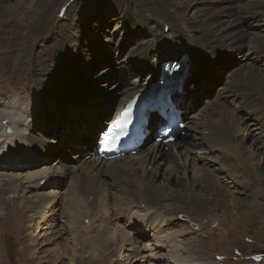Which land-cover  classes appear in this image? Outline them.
Masks as SVG:
<instances>
[{
    "label": "bare ground",
    "instance_id": "6f19581e",
    "mask_svg": "<svg viewBox=\"0 0 264 264\" xmlns=\"http://www.w3.org/2000/svg\"><path fill=\"white\" fill-rule=\"evenodd\" d=\"M48 1L38 0L40 7L45 6ZM172 1L149 0L147 8L137 7L135 14L127 6L121 9V18L128 24V31L141 29L149 38L145 44L137 43L132 50L133 64L122 68L124 76L127 74L129 77V83L118 92L114 100L100 99V102L88 104V109H71L83 100L86 87L80 79L76 80L77 72L70 65V61L74 60L70 54L71 49L65 50L63 42H58L55 57L57 63L60 56L62 59L65 57V62L61 60L62 67L57 70L56 76L54 73L46 74L51 73L52 65L44 64L45 61L42 63L39 57L33 55L30 66L36 63L40 76L39 80L35 78L36 68L33 67L28 78L37 84V90L43 86L45 79L51 81L52 88L48 83L45 94L41 92V96H37L36 91L35 97L28 103L19 100L17 96H8L6 99V90L0 88V154L8 149L2 160L6 161L8 156L14 158L12 162L0 159V171L4 173L14 167L22 169L17 170L21 174L19 176L0 173L1 184L8 185L7 189L0 190V205L6 200L3 199V194L7 191L25 195L26 203L31 199L37 204L33 215L36 226H40L36 223L38 219L47 220L49 217L54 222V228L50 230V235L54 238L51 237L48 241L59 242L68 236L72 241L73 254L79 250V246H82V252L91 251L92 245L102 251L98 259L91 255L88 264H109L108 253L105 251L108 248L112 253L111 244L116 245L115 248L122 245L121 249L133 253L134 263L139 262L138 264H143L144 259L149 264H162V261L164 264H208L198 263L186 248L180 247L183 240H188L186 238L190 232L186 228L177 231L178 217H203L202 219L207 220L204 223L207 227L212 225L208 232L223 233V227L228 225V235L235 216L245 213L247 206L263 197V182L256 179L263 175L260 165L264 161L256 162L251 151H255L254 155L256 151L263 153L264 145H257V142L249 145L250 139L240 137L239 133L246 129L252 135L253 129L248 128L243 117H238L236 113L239 108L248 109L253 115L258 114L260 123L264 121V71L250 65L229 73L212 101L203 100L200 90L189 88L193 76L197 77V71L201 74L200 81H205L207 69L218 72V63L212 60H219L223 50L228 53L239 52L246 60L257 58L264 62V35L256 32L258 26L264 23V0ZM6 5V0H0V27L2 23L9 21L5 17L9 15ZM189 5L196 6L198 11L202 10V22H192L197 12L193 11L191 15ZM14 11L16 17H12L20 18L22 13H19L18 8ZM35 15L39 18L42 13ZM42 19L43 17L39 18L40 25L36 27V34L42 35L44 31ZM50 21L52 22V17ZM166 27L168 31H165ZM52 28L50 33H45L39 39L50 37ZM25 34L23 32L24 36ZM69 37L72 38V35ZM35 40L36 37L32 39L33 42ZM66 43L69 41L66 40ZM34 45L35 42L28 43V47ZM27 50L20 47L11 31L0 30V78L11 76L10 80L15 79V60H28V54L21 55ZM47 56V60L53 58L49 53ZM174 56H181L183 59H172ZM161 60L182 61L185 66V73L179 77L183 88L174 91L172 98L177 103V108L181 109L182 117L186 116L184 129L188 127L187 140H181V136L179 141L169 145L153 142L146 146L145 151L143 149L135 156L112 161L102 159L96 154V140L92 142V137L103 125L111 122L124 104L135 95L143 94L145 87L149 88L154 78L158 80L157 64ZM142 79L145 82L138 84ZM176 81L178 80L173 83L175 87L178 86ZM13 83L11 86H14ZM195 85L205 87L207 84ZM26 86L30 85L14 87ZM102 101L107 105L103 108L104 113L100 114ZM34 103L35 106H31ZM41 117L48 118L52 127H48L43 121L36 128ZM152 120L157 127L156 117L153 116ZM91 121L94 122V127L90 128L88 122ZM5 122L8 126H5ZM155 127L152 129L155 130ZM85 141L90 142L87 145ZM202 146L208 152L205 156L195 151ZM216 151L219 153L213 158ZM55 155L59 158L51 163L50 160ZM255 156L257 160L260 159L258 153ZM211 160L221 170H225V175L219 176L209 168L208 161ZM48 187H52L50 192L46 191ZM206 191L211 194H205ZM27 194L32 196H26ZM9 200L11 205L21 203L20 198L15 196L13 200ZM25 202L20 206L21 210L25 209ZM3 204L5 205L4 202ZM2 209L4 211L5 208ZM204 213L206 215H202ZM1 215L4 216V212ZM214 215H218V221L213 226L210 219ZM59 216L69 219L68 225L60 226ZM88 217L96 222H88ZM80 222L87 225L81 228ZM95 224L100 225L101 231H95L94 228L90 234L81 233L82 230H91ZM164 226L170 227L167 237H164L162 231ZM112 228L115 229L116 237L110 236ZM238 228L245 235L246 227L241 222L238 223ZM258 228L261 229H256L255 234L264 233L262 227ZM150 231L154 232L150 233V242L153 243L145 244L143 240L145 241ZM95 234L97 238L92 240ZM106 235L109 237L104 240ZM45 237L44 235L43 238ZM260 244L263 245L264 241L262 244V240H259L254 245L259 251L262 247ZM64 246L59 251L62 254L59 259L68 254V248L65 250ZM70 262L73 264L74 260L71 259Z\"/></svg>",
    "mask_w": 264,
    "mask_h": 264
},
{
    "label": "rangeland",
    "instance_id": "374dc122",
    "mask_svg": "<svg viewBox=\"0 0 264 264\" xmlns=\"http://www.w3.org/2000/svg\"><path fill=\"white\" fill-rule=\"evenodd\" d=\"M114 1L115 0H49L45 6L40 7L38 0H6V7L8 11L7 13L9 15L5 17H7V20L9 21H6V23H2L0 30H4L5 32L11 31L18 39L20 47H25L29 52H22L21 54H28V60H15L13 73V76L15 77V79H13L15 81L10 80L11 76L1 77L2 79L0 78V88L6 90V92L4 91L6 99L8 98V96H17L19 100L25 102L28 101V103H30L31 99L35 97L36 91L37 96H41V92L45 94V86H47L48 83L51 84L52 88V82L45 79L43 86L39 90L35 89V87H37V84L35 82L32 83V80L28 77L30 76L31 69L34 67V69L36 68L35 78L39 80L40 69L39 66L36 65V63L35 65H30L33 55H35L37 58L39 57L38 59L42 60V63H44L45 61L44 64L52 65L51 73L46 74L52 75L54 73V76H56L57 70L59 71L62 67L60 65L61 60L65 62V57L64 59H62V57L58 55L60 56L58 59V63H60L59 65H56L58 63L56 62L55 53H58V42H63L65 50L67 48L71 49L70 54L71 56H73L72 58H74V60L70 61V65L72 66V68L74 67L75 71L77 72L76 80L80 79L79 81L84 82V85L86 87V90L83 92V100L78 103V105L74 104L75 106H73V108L71 109L79 107L81 109H86L88 104H90L91 102L94 103L95 101L100 102V99L108 101L111 100L109 98H112V100H114L118 92L121 91L124 86L129 83V77L127 74H125L124 76V69L122 68L125 65L128 66L130 64H133L131 58L133 55L132 50L136 48L137 43L145 44L149 38V35H147L141 29L128 31V24L121 18V9L127 6L131 9L130 11L135 14V8H147L149 0H116L115 2H117V5ZM15 8H18L19 13H22L20 18H13L16 17L14 11ZM36 10L39 11L37 12ZM188 10L191 15H193V11L197 12L195 18L192 19V22H202V10L198 11L196 6L193 5H189ZM39 12L42 13V16H39V18L43 17L42 22L46 25H44V31H42L44 34L42 33V35L35 33L36 27L40 25L38 23L39 18L37 17V15H35V13L39 14ZM134 14H132L133 19L135 18ZM51 17L52 22L50 21ZM186 17L188 18L189 16ZM26 26L29 28H27ZM13 28H18V30L15 29V31H13ZM51 28L52 33L50 37H46V39L43 40L39 39L42 38L45 33H50ZM165 31H168L167 27L165 28ZM23 32H26L25 36L23 35ZM256 32L264 35V23L258 26ZM70 35H72V38L69 37ZM34 37H36V40L34 41L35 45L28 47V43L34 44V42L32 41V39L34 40ZM66 40H68L69 43H66ZM188 46L190 45L188 44ZM223 51V55L219 60H212L215 63H218V72L213 76L211 74L212 72L207 69L204 75V79L207 82V85H205V87H203V85H195L196 87L194 86L195 90H200L202 99L205 101H212L215 98V93L221 89V86L224 84L227 77L234 71L241 68H246L250 65L256 66L264 71V62L258 60L257 58H255L254 60H246L245 57L239 52L234 51L228 53L225 52V50ZM47 53H49L50 56L53 57L51 59L53 61L47 60ZM174 58H180L179 60L183 59L181 58V56L172 57V59ZM202 61L206 62V60ZM153 62L156 63V60H154ZM27 71L28 74L26 73ZM125 77L128 78L125 80ZM12 82H14V86H30H26L23 88L14 87L11 86ZM143 82H145V79H142L140 82H138V84H143ZM192 90L194 89L192 88ZM105 103L106 102L102 101L100 104L102 105V110L99 111L100 114L104 113L105 111V109L103 110L104 106L107 105ZM31 106H35V103ZM232 108H234V106H232ZM236 115L238 117H243L244 124L248 125V128L251 127L253 129L252 135H249L248 129H246L247 132L242 131L239 133L240 137L242 136V139H244V137L250 139V141H248L249 145H251L252 142H257V145H264V121L261 123L259 122V119H257L258 114L253 115L250 110L239 108ZM184 117L186 118V116ZM78 119L79 117L76 119V122L78 121ZM43 121L46 122V124H48L50 128L52 127L48 122V118L43 119L41 117L40 121H38L36 124V128L38 127V125H41ZM90 123L88 122V127H90ZM5 126H8L7 122H5ZM187 133L188 127L186 128V133L182 136L183 138L181 140H185L188 137ZM96 137L97 136L95 134V136L92 137L93 140L91 139L92 142H95ZM89 142H86V144L88 145ZM204 147L205 146H202L195 150L196 153H200V155L202 156L208 154V152L205 151ZM86 148H88V146ZM143 151H145V148ZM251 152L253 154V157H255L256 162H259V160L264 161V152H260L259 154V152L256 151L255 155L258 153V156L260 158L258 160L256 159L257 156L254 155L255 151L253 150ZM218 153L219 151H216V155H213V158H215L214 156H217ZM8 157L9 158L6 161H2L12 162L14 158H11L10 156ZM58 158L59 157L55 155V158H52L50 162L53 163L58 160ZM36 163H39V161L36 160ZM208 166L210 169L216 172V174H219V176L225 175V170H221L219 168V165L216 164L215 161H208ZM260 168L262 169L263 175L260 177V179H256L253 176V179L261 180L264 186V163L262 164V166L260 165ZM17 170L22 169H20V167H14L7 170V172L1 173L2 171H0V173L8 176L21 175ZM203 172H205L204 169ZM228 181L231 180L228 179ZM7 186V184L4 185L0 182V190L7 189ZM51 190L52 187H48L46 189L47 192H50ZM196 190H198L197 187ZM263 191L264 187L262 188L263 197L261 198V200L257 199L252 203V205L246 207L247 209L245 213H239L235 216L234 220L231 222L232 229H230L228 235H226L228 225H225L223 227V233L216 231L208 232L212 229V225L207 227L204 224L207 223V220L202 219L203 217H198V219H190L186 215L179 216V222L176 227L177 231H182L183 228H186V231L190 232L187 234L188 238L185 237L188 240H183L180 247L186 248L188 252L191 253L192 258L197 260L198 263L205 262L208 264H264V233H254L256 229H261L258 227H262L264 229ZM10 192L7 191L3 194V199L5 198L6 200H3L1 205H3L4 207L0 205V211L4 212L5 214L4 216H2V212H0V264H71V259L74 260L73 264H83L82 262L88 264L87 262H89L91 255L94 256V259L99 258V255L102 251L99 250L96 245H92V249L89 252H82L83 248H81L82 246H79V250L77 249L78 251L73 254L71 249L72 241L70 237L66 236L65 239L59 242L48 241L51 237L54 238L53 235H50L52 233L50 230L54 228V222L51 220V218L49 219L48 217L47 220L38 219L36 223H39L40 226H36L33 215L34 211L36 210L37 204L35 205V202L31 201V199H28L26 203L24 197L25 195L23 196V194L19 195ZM244 192L245 190H243V194H245ZM204 193L207 195L211 194L209 191H206ZM14 196L15 198H20L21 203L11 205L9 203V199L13 200ZM26 196L30 197L32 195L27 194ZM207 198L209 197L207 196ZM3 202L5 203V205L3 204ZM24 202L26 203L25 209L21 210L20 208L23 206ZM2 208H5L4 211ZM253 213H256V215H253ZM202 215L206 214L204 213ZM91 217H88L87 221L90 223H95L96 221L94 222ZM58 219V223L60 226L68 225L69 219L65 218L64 216H59ZM216 220L218 221V215H214L212 217V220L210 219L213 226L216 223ZM28 221H30L28 223L29 225L27 224ZM240 222L246 227L245 235L238 228V223ZM80 224L81 228H84L87 225L83 222H80ZM94 228L95 231H101L100 225L95 224L91 230H82L81 233L84 234L86 232L90 234L94 230ZM166 229L167 232H169L170 227H167ZM114 230L115 229L112 228L110 236L116 237V233H114ZM163 231L166 230L163 229ZM151 232H149L148 236L145 237V241L143 240L145 244L149 243L152 240L153 232L152 234H150ZM120 234H123V232H121ZM44 235L46 236L45 238H43ZM108 237L109 236L106 235L104 237V240H107ZM202 237L204 239H202ZM96 238L97 236L95 234L92 240ZM259 240H262L263 244H260V247L262 246L261 251H259V249L254 246ZM152 243L153 242H150V244ZM226 243H228V245ZM111 245L113 250L112 253L108 248H106L105 251L106 253H108L107 260L109 261V264L139 263H134L135 257L133 253L125 251V249H121L122 245H120L118 248H115L116 245ZM63 246L65 250L68 248L66 250L68 254L66 255V257L59 259V256L62 255L59 251ZM55 250H58V252H56ZM35 251H37V253H35ZM143 261V264H149L145 261V259ZM162 264H164V261H162Z\"/></svg>",
    "mask_w": 264,
    "mask_h": 264
},
{
    "label": "snow or ice",
    "instance_id": "6c2138e0",
    "mask_svg": "<svg viewBox=\"0 0 264 264\" xmlns=\"http://www.w3.org/2000/svg\"><path fill=\"white\" fill-rule=\"evenodd\" d=\"M129 122V112H123L117 117L112 127L105 133L104 136V146L106 149H111L117 143L120 134L126 129ZM111 140L109 142V138Z\"/></svg>",
    "mask_w": 264,
    "mask_h": 264
}]
</instances>
